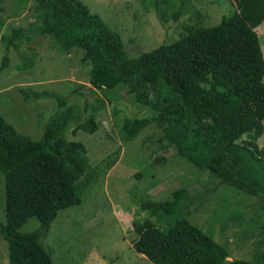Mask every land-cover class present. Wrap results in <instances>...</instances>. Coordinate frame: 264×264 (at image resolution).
<instances>
[{"label": "trees", "instance_id": "trees-1", "mask_svg": "<svg viewBox=\"0 0 264 264\" xmlns=\"http://www.w3.org/2000/svg\"><path fill=\"white\" fill-rule=\"evenodd\" d=\"M25 3L29 0H17ZM37 25L51 34L64 53L81 51L89 65V84L110 99L107 91L124 89L149 116L125 118L123 142L132 140L152 122L176 153L196 169L207 170L219 184L256 196L264 207V150L257 144L263 132L264 72L254 29L264 20V0H232L236 14L210 27L196 11L182 24L179 40L161 43L153 51L130 58L116 32L80 0H30ZM143 2L146 0H142ZM159 18L177 20L188 11V0L152 3ZM171 9V11H169ZM169 11V12H168ZM24 31L11 27L4 41L0 72L8 64V50ZM26 101L29 93L20 89ZM35 97H51L57 110L47 119L40 138L19 132L0 114V173L4 179V222L0 237L7 243L8 264H54L40 241L59 210L79 204L84 190L97 180L85 145L63 136L77 119L73 105L49 90ZM101 102L99 108L102 106ZM97 129L93 116L77 123L78 130ZM117 161L111 160L110 168ZM190 195L188 186L173 189L162 201L145 200L140 207L151 214H176L166 229L150 218L133 222V248L154 264H264V251L252 259H232L227 248L192 224L178 209ZM35 218L32 231L19 228ZM264 233V224L261 226Z\"/></svg>", "mask_w": 264, "mask_h": 264}, {"label": "rangeland", "instance_id": "rangeland-1", "mask_svg": "<svg viewBox=\"0 0 264 264\" xmlns=\"http://www.w3.org/2000/svg\"><path fill=\"white\" fill-rule=\"evenodd\" d=\"M119 34L130 58L153 51L161 43L179 40L182 24L198 11L212 27L220 18L236 14L232 0H188V11L177 20L159 18L154 0H80ZM158 2L162 8V0ZM174 1L175 5L179 0ZM31 1L0 0V62L4 41L11 27L24 31L8 50V64L0 72V114L21 133L40 138L47 119L57 110L51 97H35L34 91L57 92L73 105L77 119L68 122L65 139L82 142L90 166L98 177L84 190L83 200L59 210L48 232L40 237L54 264H154L132 246L133 222L150 218L166 229L176 214H151L140 207L145 200L162 201L173 189L188 186L190 195L178 209L229 253L227 260H250L264 251V207L262 202L232 187L219 184L207 170L196 169L176 153L155 122L144 127L135 138L123 142L119 130L129 117L149 116L124 89L107 91L110 99L89 84V65L80 63L81 51L64 53L51 34L31 29L36 15ZM171 11V9H169ZM168 11V12H169ZM264 66V20L254 29ZM264 83V72L262 75ZM20 89L29 93L24 101ZM103 104L101 107L97 106ZM93 116L97 129L88 133L72 128ZM263 132L257 144L264 150ZM117 161L110 168L112 159ZM4 179L0 173V221L4 222ZM35 218L27 220L20 231H32ZM0 264H8L7 243L0 237ZM225 264V263H224Z\"/></svg>", "mask_w": 264, "mask_h": 264}, {"label": "crops", "instance_id": "crops-1", "mask_svg": "<svg viewBox=\"0 0 264 264\" xmlns=\"http://www.w3.org/2000/svg\"><path fill=\"white\" fill-rule=\"evenodd\" d=\"M3 239V238H2Z\"/></svg>", "mask_w": 264, "mask_h": 264}]
</instances>
